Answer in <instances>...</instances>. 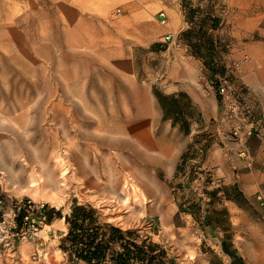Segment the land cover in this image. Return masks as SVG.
Instances as JSON below:
<instances>
[{
  "label": "rangeland",
  "instance_id": "rangeland-1",
  "mask_svg": "<svg viewBox=\"0 0 264 264\" xmlns=\"http://www.w3.org/2000/svg\"><path fill=\"white\" fill-rule=\"evenodd\" d=\"M85 1L0 0V191L62 215L74 205L91 209L145 251L154 246L156 264H264V211L240 206L248 215L234 225L216 189L201 205L181 186L202 166L212 140L205 114L215 113L189 93L206 99L216 94L210 82H227L254 121H264V0H180L186 25L171 40L155 5L165 0H107L106 9ZM60 163L90 171L100 187L56 199L27 187L32 167L49 175ZM117 171L134 185L127 208L107 203L119 193L108 185ZM66 235L37 250L31 241L0 249V264L69 262Z\"/></svg>",
  "mask_w": 264,
  "mask_h": 264
},
{
  "label": "crops",
  "instance_id": "crops-1",
  "mask_svg": "<svg viewBox=\"0 0 264 264\" xmlns=\"http://www.w3.org/2000/svg\"><path fill=\"white\" fill-rule=\"evenodd\" d=\"M188 1L195 6L201 5L203 0ZM155 5L161 9L157 17L161 19L162 17L159 14H164V24H161L162 21L159 19H157V22L163 26L166 34L171 32L179 33L183 30L186 23L179 10L181 8L180 0L157 1ZM257 21L256 17L242 16L241 23H254ZM243 29L245 31L248 30V28ZM235 49L239 53H244L246 48L244 45L237 43ZM238 54L236 53V55ZM245 79L248 78H244V75H242V82L245 83ZM189 94L193 103L199 109H204V100L214 106L215 113L213 115L205 114V117L208 118L204 121L206 124L205 130L211 133L212 140H210V143L205 149L202 167L209 172L211 179L216 182L214 194H216L217 200L220 202L218 203L219 207L231 215L232 219H230L233 224H238L239 219L245 216L247 217L248 215L240 206L244 207L245 205H249L257 209L258 213L261 214V211L263 212L264 209H258V204H261L258 198L261 197L264 202V137L243 138L242 140L232 138L228 130L218 122L221 110L220 98L210 90L204 96L206 99L201 95L198 97L192 95V93ZM246 105L250 108V104L248 105L246 103ZM247 106H245V109L248 110L249 108ZM210 120L217 122L211 123L212 121ZM191 163H195V160H192ZM188 168L187 172L191 171L190 165ZM189 174L191 173L189 172ZM182 183V190L184 193H187L189 190V182L185 180ZM237 194L239 195L238 199H236ZM45 227L50 229L46 232L47 240L41 236ZM44 228L37 234L38 238L42 240L41 244L43 247L46 246V243L48 245L54 244L58 238L64 237L68 232V226L64 221V217L61 219H53ZM38 247L39 245L37 244L35 249L37 250Z\"/></svg>",
  "mask_w": 264,
  "mask_h": 264
},
{
  "label": "built area",
  "instance_id": "built-area-1",
  "mask_svg": "<svg viewBox=\"0 0 264 264\" xmlns=\"http://www.w3.org/2000/svg\"><path fill=\"white\" fill-rule=\"evenodd\" d=\"M164 17L163 13L159 14ZM166 40L174 38L172 33ZM247 62V60H246ZM211 89L220 98L221 110L218 122L225 127L236 140L251 137H264V121L256 122L250 112L242 107L227 82H210ZM201 205L209 202V192L216 189V182L201 165L194 168L188 185ZM48 206L44 202H35L29 198L17 200L7 198L0 191V249L12 250L16 242L31 241L42 246L38 232L46 225ZM38 254V251H36ZM39 255V254H38ZM64 264H93L72 258Z\"/></svg>",
  "mask_w": 264,
  "mask_h": 264
},
{
  "label": "trees",
  "instance_id": "trees-1",
  "mask_svg": "<svg viewBox=\"0 0 264 264\" xmlns=\"http://www.w3.org/2000/svg\"><path fill=\"white\" fill-rule=\"evenodd\" d=\"M211 66H214L213 63ZM46 214V224L55 218L64 217L68 232L61 244V250L78 260L93 264H156L161 259L154 254V246L149 244L145 251L142 246L128 238L131 233L101 225L96 213L84 206L74 205L68 215H62L50 208ZM115 244L119 245V250L115 248ZM222 250L233 259V263L241 261L224 243Z\"/></svg>",
  "mask_w": 264,
  "mask_h": 264
},
{
  "label": "bare ground",
  "instance_id": "bare-ground-1",
  "mask_svg": "<svg viewBox=\"0 0 264 264\" xmlns=\"http://www.w3.org/2000/svg\"><path fill=\"white\" fill-rule=\"evenodd\" d=\"M99 4L102 6V9H106L109 6V2L107 0H100ZM60 166H61V170L59 171V173L57 169H53L51 171L52 173H50L49 175L44 174V172H41L39 174V172H37L36 169L32 167V170L27 174V179H26L27 187L31 189L38 187L37 188L38 190L42 191L45 195H48L51 199L59 198L64 192H73L76 194H80L82 192L85 191L88 192L90 190L97 189L100 187L95 181H92L88 177V175H90L91 173L90 171H86L85 169H81V170L77 169L75 172L70 173L67 167L68 165L65 166L64 163L62 164L60 163ZM20 170L22 169L20 168ZM37 170L40 171V169ZM24 171L25 173L27 172L26 169H24ZM108 185L110 186L111 189H113L115 194H117L116 191L119 193L117 194L118 196L108 201L107 203H111L112 206L114 205L117 206L118 208L129 207V205L132 203V198L130 196L131 191L134 188L132 181L129 178L123 177V174L117 171L115 177H113L111 180L108 181Z\"/></svg>",
  "mask_w": 264,
  "mask_h": 264
}]
</instances>
